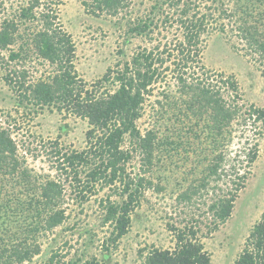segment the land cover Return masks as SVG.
Returning <instances> with one entry per match:
<instances>
[{"label":"rangeland","instance_id":"1","mask_svg":"<svg viewBox=\"0 0 264 264\" xmlns=\"http://www.w3.org/2000/svg\"><path fill=\"white\" fill-rule=\"evenodd\" d=\"M28 1L0 0V28L5 18L20 23L19 15ZM130 1L129 7L112 15L93 12V0H46L62 28L72 36L76 46L75 69L81 83H86L85 88L142 48L157 44L163 47L166 42L175 43L182 36L176 23L172 26L163 19L164 14L175 9L169 0ZM187 1L200 15L207 14L208 17L209 14L200 59L212 74L211 80L222 84L219 81L222 77L233 76L239 85L241 103L245 106L243 111L252 104L264 108V59L251 50L238 30L240 23L247 22L257 24L264 34V0ZM157 2L163 4V10L158 7L155 11L158 21L155 31L149 36H130L127 33L130 20L145 18ZM225 8L236 14L225 16L222 12ZM37 22L20 23L16 42L11 48L20 50L33 28L39 25ZM28 48V56L20 59H11L9 50L0 49V125L12 133L24 169L62 184L61 202L67 218L47 237L38 234V240H42L41 253L24 264H43L54 251L62 254L61 260L65 264H86L88 260L96 264H143V253L152 247L175 246L172 225L182 227L187 223L195 224L196 220L199 221L196 225L200 229L199 237L211 255L212 264H234L246 246L254 224L264 218V127L251 121L242 125L244 122L238 119L219 141L207 126L208 120L176 119L180 107L184 109L185 106L179 102L176 92L174 65L168 71L164 69L171 64L168 60L161 68L164 71L161 80L151 87L152 94L138 121L143 132L156 130L158 141L162 143L147 172L142 153H136L127 164L131 176H145L152 185L145 188L141 202L132 212L128 232L113 243L114 227L110 222H103L104 206L107 198L117 200L119 194L99 183L91 191H84L85 197L81 196L79 191L94 165H78L79 181L67 158L72 152L82 151L90 145L87 138L89 124L70 112L59 111L53 106L41 107L23 98L25 89L15 81L29 84L47 78L55 69L39 57L32 45ZM21 72H25V79ZM10 77L14 79L10 80ZM158 99L164 101L165 108L157 103ZM171 140L174 142L165 143ZM254 144H257V158L249 163L247 155ZM217 152L225 155L221 169L228 175L219 181L211 179L207 188L193 195L190 204L179 202L178 195L200 182ZM237 174L247 177L237 194L232 214L218 229L210 231L214 218L208 207L219 194L227 193L231 178H236ZM10 218L12 221L14 214ZM20 223L11 224L7 239L9 235L20 236Z\"/></svg>","mask_w":264,"mask_h":264},{"label":"trees","instance_id":"2","mask_svg":"<svg viewBox=\"0 0 264 264\" xmlns=\"http://www.w3.org/2000/svg\"><path fill=\"white\" fill-rule=\"evenodd\" d=\"M169 1L175 9L170 14H164L163 19L172 26L176 23L177 28L182 30V36L175 43L166 42L163 47L157 44L142 48L130 58L123 59L116 69L109 68L89 88H85L86 83H81L75 69L76 46L72 36L62 28L54 9L46 4V0H29L21 10L20 23L36 20L39 25L33 28L20 50L11 48L16 42L20 23L5 18L0 28V49L9 50L11 59L27 57L28 47L32 45L39 57L55 68L47 78H40L29 84L15 81L25 89L23 98L41 107L53 106L59 111H67L87 120L90 145L82 151L72 152L67 158L74 169V177L79 181L81 179L78 178L79 171L76 169L78 165H94L87 172V182L79 191L81 196L85 197L84 191H91L99 183L102 187H111L119 194L117 200L107 198L104 206L103 222H110L114 227V237L111 239L113 243L128 232L132 212L141 202L145 188L152 185V181L145 176H131L127 172V164L136 153H142L146 165L144 170L147 172L153 164L159 144L162 143L161 140L158 141L159 134L156 130L148 129L143 132L138 121L143 116L145 102L152 94L151 87L161 80L164 72L161 68L168 60L171 64L164 69L168 71L174 65L172 71L177 83L176 92L179 94V102L185 106L184 109L180 107L176 119L208 120L207 126L219 141L225 138L227 129L238 119L244 122L242 125L251 121L264 127V108L252 104L243 111L245 106L241 103L238 82L233 76H225L219 80L222 84L214 83L211 80L212 74H209L210 71L206 70L200 59L209 14L208 17L207 14L200 15L187 0ZM130 2L93 0L92 11L116 15L129 7ZM158 7L163 10V4L159 5L157 2L148 16L137 18L133 22L130 20L127 33L133 37L153 33L158 27L155 18ZM228 11V8L222 10L228 17L236 14V11ZM238 30L251 50L264 59V34L257 24L242 22L238 25ZM21 73L25 79V72ZM13 79L10 77V80ZM165 97L168 98V94ZM157 103L165 108L163 100L158 99ZM172 142L174 141L165 143ZM257 152V144H254L247 155L249 163L256 160ZM224 159L225 155L217 152L200 182L181 192L177 197L178 201H188L190 204L193 195H198L202 188H207L211 179L219 181L228 175L221 169ZM246 177V174H237L236 178H231V188L227 193L219 194L210 203L208 209L214 218L210 231L218 229L230 218L235 199L244 187ZM62 188L60 182L41 178V175L22 167L12 133L9 128L0 125V264H24L41 253L42 240H38V234L47 237L67 218L61 202ZM11 214H14L12 221ZM15 222L22 223L21 234L16 238L9 235L7 239L6 234L11 233V224L14 225ZM194 223H187L182 227L172 225L175 246L165 249L152 247L146 254L143 253V264H212L211 255L199 237L200 229L196 226L199 221ZM61 257L62 254L54 251L43 264H65ZM86 264L96 263L88 260ZM234 264H264V218L254 224L246 246Z\"/></svg>","mask_w":264,"mask_h":264}]
</instances>
